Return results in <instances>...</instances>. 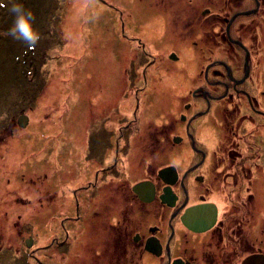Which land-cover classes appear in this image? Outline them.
<instances>
[{"label": "flooded vegetation", "instance_id": "flooded-vegetation-1", "mask_svg": "<svg viewBox=\"0 0 264 264\" xmlns=\"http://www.w3.org/2000/svg\"><path fill=\"white\" fill-rule=\"evenodd\" d=\"M97 1L117 14L118 43L136 44L141 70L180 53L197 59L196 75L161 83L157 107L136 88L134 101L100 107L99 128L71 133L67 174L47 200L56 220L45 228V216L36 245L21 235L22 254L31 264H264V0H135L125 17Z\"/></svg>", "mask_w": 264, "mask_h": 264}, {"label": "rangeland", "instance_id": "rangeland-1", "mask_svg": "<svg viewBox=\"0 0 264 264\" xmlns=\"http://www.w3.org/2000/svg\"><path fill=\"white\" fill-rule=\"evenodd\" d=\"M107 1L119 5L124 17L134 13L135 0ZM22 2L34 13V25L42 39L32 51L5 35L12 20L6 10H0V264H31L21 252L26 250L21 235H32L36 245L47 235L45 228L54 224L55 213L50 208L54 199L47 200L58 170L62 168L67 174L72 132L88 130L92 120L99 128L100 107L118 105L120 100L134 101L136 88L146 89L139 94L141 98L152 93L149 95L157 107L155 101L163 96L159 86L177 83L191 71L196 75L197 59L181 57L178 52V60L169 54L142 71L144 60L135 56L138 47L135 43H118L122 38L117 14L97 0ZM160 2L163 7L173 4ZM106 39L113 43L104 48ZM145 48L153 49L148 43ZM122 49L126 54L114 53ZM142 72L149 77L146 85ZM22 113L28 116L27 126L13 124L4 132ZM115 114L112 110L110 116ZM157 119L163 121L159 116ZM208 140L214 147L212 139ZM58 153L66 160L60 161Z\"/></svg>", "mask_w": 264, "mask_h": 264}, {"label": "clouds", "instance_id": "clouds-1", "mask_svg": "<svg viewBox=\"0 0 264 264\" xmlns=\"http://www.w3.org/2000/svg\"><path fill=\"white\" fill-rule=\"evenodd\" d=\"M0 10H6L12 20L5 35L34 51L42 39V34L34 25L35 16L32 10L26 8L22 0H0Z\"/></svg>", "mask_w": 264, "mask_h": 264}, {"label": "water", "instance_id": "water-1", "mask_svg": "<svg viewBox=\"0 0 264 264\" xmlns=\"http://www.w3.org/2000/svg\"><path fill=\"white\" fill-rule=\"evenodd\" d=\"M16 122H17L19 127L24 128L28 124V116L26 114L22 113V114L17 116Z\"/></svg>", "mask_w": 264, "mask_h": 264}, {"label": "trees", "instance_id": "trees-1", "mask_svg": "<svg viewBox=\"0 0 264 264\" xmlns=\"http://www.w3.org/2000/svg\"><path fill=\"white\" fill-rule=\"evenodd\" d=\"M13 121H14V120H13ZM13 124L17 126V124H16V122H15V121H14V123H12V121H11V126H10V127H8V128H7V127H5V128L3 129V131L5 132V131H6V130H8L9 128H13ZM18 127H19V126H18ZM1 238H2V237H1V235H0V241H1Z\"/></svg>", "mask_w": 264, "mask_h": 264}, {"label": "bare ground", "instance_id": "bare-ground-1", "mask_svg": "<svg viewBox=\"0 0 264 264\" xmlns=\"http://www.w3.org/2000/svg\"><path fill=\"white\" fill-rule=\"evenodd\" d=\"M152 24H153V23H152ZM151 26H152V25H151ZM184 55H185V54H184ZM184 57H186V56H184ZM167 82H171L170 78H168Z\"/></svg>", "mask_w": 264, "mask_h": 264}]
</instances>
